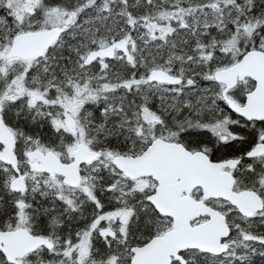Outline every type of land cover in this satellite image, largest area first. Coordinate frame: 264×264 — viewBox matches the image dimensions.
Listing matches in <instances>:
<instances>
[{"label":"snow or ice","instance_id":"obj_1","mask_svg":"<svg viewBox=\"0 0 264 264\" xmlns=\"http://www.w3.org/2000/svg\"><path fill=\"white\" fill-rule=\"evenodd\" d=\"M0 264H264V0H0Z\"/></svg>","mask_w":264,"mask_h":264}]
</instances>
